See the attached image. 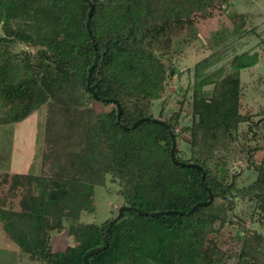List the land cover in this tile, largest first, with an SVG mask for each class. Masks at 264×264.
I'll list each match as a JSON object with an SVG mask.
<instances>
[{
    "label": "trees",
    "instance_id": "16d2710c",
    "mask_svg": "<svg viewBox=\"0 0 264 264\" xmlns=\"http://www.w3.org/2000/svg\"><path fill=\"white\" fill-rule=\"evenodd\" d=\"M228 3L0 0V125L45 105L41 172H0V225L18 249L7 258L85 264L83 255L104 244L119 206L130 205L146 214L124 211L109 230L108 245L87 256L89 264H229L232 253L234 264H264V155L255 157L259 147L240 141L242 124L253 131L260 122L243 111L240 74L263 57L257 50L236 52L211 70L219 57H204L179 108H166L167 81L178 73L170 58L175 41L194 35L199 21ZM230 15L241 29L245 14ZM95 54L98 62L88 71ZM153 119L172 129L174 159L184 164L172 160L168 128ZM239 153L253 178L238 181L241 166L230 162ZM9 158L7 148L1 162ZM107 176L117 184L119 206L100 223L82 221V213L96 210L95 186L106 185ZM229 192L239 194L241 205L251 203V226H241L236 248L232 237L226 247L218 241L236 223V200L225 206ZM198 202L206 203L189 212ZM58 233L70 243L54 250Z\"/></svg>",
    "mask_w": 264,
    "mask_h": 264
},
{
    "label": "rangeland",
    "instance_id": "374dc122",
    "mask_svg": "<svg viewBox=\"0 0 264 264\" xmlns=\"http://www.w3.org/2000/svg\"><path fill=\"white\" fill-rule=\"evenodd\" d=\"M212 12V17L199 21V27L194 35L175 41V51L170 58L178 73L167 81L166 94L169 97L166 108L168 111L179 108L178 100L184 89L190 87L194 81V65L204 57H219L217 63L208 70L224 64L234 53L241 51L253 52L257 50L264 60V0H229L225 10L215 7ZM230 13L245 14V24L241 29H238L237 23L232 22ZM14 48L19 50L21 45ZM240 75L243 111L256 113L255 121L260 120L257 125L253 126L255 136L252 135L253 131L248 129V124L241 125L240 141L248 148L257 145L259 150L255 153V157H261L264 155V62L260 60L253 67L241 71ZM158 110L159 102L154 101L152 104L153 114L157 115ZM44 120L45 105H42L20 121L0 125V172L3 170L35 174L41 172ZM4 130H9L10 134L4 136ZM7 148L10 151V158L3 164L1 159ZM180 154L184 158L189 156L186 143H181ZM230 166H235L236 169L241 166L240 172L242 173L238 181H244L248 176L254 177L242 153L233 157ZM105 183L104 186H95L96 210L93 213H82V221L100 223L115 213L121 201V197L117 193V184L110 181L109 176L106 177ZM242 203L244 204L241 205L236 200L233 204L235 205V214L241 220H237V217L231 214V220L236 223L229 224L226 235L218 238L219 243L225 247L231 245L228 241L230 237L233 238L232 246L239 247L238 236L242 231L241 226H251L249 220L251 203L246 199ZM53 235L51 243L54 250L63 249L70 243L65 233ZM3 250L11 255L14 250L18 249L16 244L5 235L0 225V253ZM232 254L228 261L229 264H234L235 261V255ZM20 259L14 261L13 258H4V255L0 254V264H40L37 261H30L24 256Z\"/></svg>",
    "mask_w": 264,
    "mask_h": 264
},
{
    "label": "water",
    "instance_id": "95a60500",
    "mask_svg": "<svg viewBox=\"0 0 264 264\" xmlns=\"http://www.w3.org/2000/svg\"><path fill=\"white\" fill-rule=\"evenodd\" d=\"M92 9H93V6L90 5V9H89L88 14H87V21H88L89 18H90V15H91V13H92ZM97 62H98V61H97V54H95V56H94V60H93L92 64L88 67V71H90L91 68L97 64ZM87 78H88V77H87ZM89 89H90V88H89ZM90 90H91V89H90ZM116 106H117V114H116V117H117V121L120 123V121H119V115H120V112H121V108H120L119 104H116ZM153 120H154V121H157V122H161V123H163V124L168 128L169 134H170V136H171V141H172L171 150H170L171 158H172V160H173L175 163L184 164V163H182V162H178V161H176V160L174 159V153H175V150H176V138H175V135H174V132L172 131V129H171V128L169 127V125L166 124L164 121H161V120H158V119H153ZM139 121H141V120H137L136 122H134V123H133V126H134L135 124H137ZM120 125H121L122 127H124L121 123H120ZM190 164H191V165H194V166H197V165L194 164V163H190ZM202 177H203V176H202ZM232 180H233V175H231V181H230V183L232 182ZM238 196H239L238 193L229 192L228 195L226 196V198H227V201H226V204H225L226 208H229V207L235 202V200L237 199ZM240 196H241V199L244 198V194H241ZM209 198H210V199L212 198V193H211V192L209 193ZM204 203H206V202H198V203H196L194 206H192V208L189 210V212L193 211V210L196 209L198 206H200L201 204H204ZM126 210H137L138 212H141V213H143V214H146L145 211L140 210L138 207L130 206V205H120L119 208H118V210H117V214H116L111 220H109V222H108V226H107V228H106V230H105V232H104V244H103L102 246H96V247H94V248L89 249V250L83 255V260H84L85 264H89L88 261H87V256H88V255L94 254V253H96V252H100L102 249H104V248L108 245V242H109V230H110L111 226L117 221V219H119V217L122 215V213H123L124 211H126ZM166 212H167V213H173V212H174V213H181L180 211H175V210H167ZM160 213H161V212H153V213H151V214H152V215H156V214H160ZM49 249H50V248L47 247L46 255L48 256V258H51V257H50V251H49ZM54 262H55L56 264H61L58 260H54Z\"/></svg>",
    "mask_w": 264,
    "mask_h": 264
},
{
    "label": "crops",
    "instance_id": "0c3cea01",
    "mask_svg": "<svg viewBox=\"0 0 264 264\" xmlns=\"http://www.w3.org/2000/svg\"><path fill=\"white\" fill-rule=\"evenodd\" d=\"M4 248V247H3ZM7 248H5V250H6ZM7 251V250H6ZM0 254H3L4 255V258L6 257L7 258V252L5 253L4 252V250H3V252L2 253H0Z\"/></svg>",
    "mask_w": 264,
    "mask_h": 264
}]
</instances>
